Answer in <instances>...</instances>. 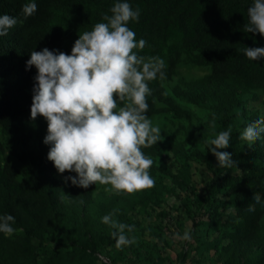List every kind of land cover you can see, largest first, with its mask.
Returning a JSON list of instances; mask_svg holds the SVG:
<instances>
[{"label": "trees", "instance_id": "1", "mask_svg": "<svg viewBox=\"0 0 264 264\" xmlns=\"http://www.w3.org/2000/svg\"><path fill=\"white\" fill-rule=\"evenodd\" d=\"M28 2L36 3L37 11L26 18L22 7ZM118 2L140 10L138 21L127 26L146 45L133 51L164 61V79L158 75L148 82L145 114L149 119L169 114L177 121L160 129L156 144L141 149L153 160L148 171L155 186L131 194L95 193L94 184L84 189L65 183L76 173H58L47 159L50 145L31 146L34 138L47 135L48 125L38 116L34 136L30 109L37 70L27 67L30 53L48 48L70 55L79 34L106 23L103 16H110ZM252 3L0 0V15L17 19L0 37V216L15 218L14 232L0 233V264H98L97 253L109 264H164L168 257L157 246L170 248L172 240L165 239L162 223L143 227L130 213L149 203L161 206L170 195L192 222L188 233L195 242L190 245L195 264H264V133L251 145L240 139L249 124L264 121V59L252 61L244 54L245 47H264V37L244 32ZM181 68L203 75L187 78L179 74ZM229 128V147L219 151L232 155L231 168L218 166L208 143ZM166 156L177 165L174 172L162 163ZM193 164L209 174L207 185L193 180ZM62 192L68 195L63 201ZM255 193L260 203L253 201ZM249 204L255 211L246 210ZM113 210V220L135 226L133 232L125 229L134 244L116 247L111 235L116 229L102 222ZM169 216L165 209L157 213L159 220ZM144 234L149 239L143 240ZM188 254L179 251L177 260L184 262Z\"/></svg>", "mask_w": 264, "mask_h": 264}, {"label": "clouds", "instance_id": "2", "mask_svg": "<svg viewBox=\"0 0 264 264\" xmlns=\"http://www.w3.org/2000/svg\"><path fill=\"white\" fill-rule=\"evenodd\" d=\"M37 11L34 2L25 3L22 13L27 18ZM105 14V22L96 23L91 31H84L74 42L71 54L44 48L32 51L27 67H35L37 74L33 88L31 119L38 116L47 121L44 144L50 145L47 159L58 173H76L65 178L76 187L87 189L92 184L110 185L106 191L134 193L155 186L149 174L153 160L141 150L160 140L159 127L153 126L146 116V97L151 95L148 82L159 75L164 79V61L159 57L138 55L134 49H143L146 41L135 39V32L127 26L138 21L140 10H133L127 2H118ZM248 23L244 32L264 37V0H253L247 9ZM17 19L0 15V37L7 36ZM249 60L264 59V47L244 48ZM123 104L118 108L117 101ZM249 124L240 139L251 145L264 133L260 125ZM231 128L208 141L209 151L218 166L231 168L232 155L219 151L229 147ZM68 195L61 194L63 201ZM261 202L259 193L253 196ZM249 212L255 205L249 204ZM105 215L102 222L116 231L112 237L116 247L134 244L135 238L125 235L135 230ZM15 218L0 216V233L12 234ZM177 239L189 240L185 232Z\"/></svg>", "mask_w": 264, "mask_h": 264}, {"label": "rangeland", "instance_id": "3", "mask_svg": "<svg viewBox=\"0 0 264 264\" xmlns=\"http://www.w3.org/2000/svg\"><path fill=\"white\" fill-rule=\"evenodd\" d=\"M179 74H181L182 76H185L187 78H196L199 77L201 75H203V72L200 70H190L187 68H181ZM177 77H174V81H176ZM261 102V101H260ZM256 103L257 106L259 105V103ZM261 106V110H262V117L264 118V110L262 109V105ZM152 125L159 127V129H165L167 127L170 126L171 123H176V119H174L171 115L169 114H165V115H161V116H157L154 118H150ZM47 122V121H46ZM32 124H34L33 127V134L36 137V133H37V127L35 125L36 121L32 120L31 121ZM45 138V133H43V135H41V137L37 140V138H34V140H32V145H35L36 143H38L39 141H44ZM8 156H6L7 158ZM11 160L14 162V160L12 158L8 157V160ZM163 160V164L169 168L171 171H175L177 169V165H173L171 163L172 161V157H164L162 158ZM192 173H193V180L195 182H197V184L202 187L204 185H207V182L209 180V174L206 173V171L204 170V168L200 165H196L193 164L192 165ZM167 184H169V181H167ZM110 185H101L99 183L94 184V188H95V193H100V192H106V193H110V192H114V191H106V188H110ZM177 193L179 192L178 190L176 191ZM179 197L181 198L183 196V194L179 193L178 194ZM177 198L175 196H168L166 197V200H164V202L161 204V206H154V204L149 203L145 209H139V206H137L136 210L132 213H130L131 215V219L132 221H138L141 222L143 227H147L148 224H158V223H162L161 225L164 227V236L165 239L167 240H172L170 248H166L162 243H159L157 246V250H159L160 252L163 253V256L168 257V260L164 262V264H195L193 259H195V252L192 250L191 251V243L194 242V239H189V240H183V239H177V234L180 237H183V235L185 234V232H188L189 229L191 228V224L192 222L190 221V219L188 218L189 216L186 214L185 210L183 209V206L180 205V203L178 201H176ZM177 207V208H173L171 209V207ZM161 209H165L169 212L170 216L166 217L163 220H159V218H157V213L161 210ZM177 223H181L182 224V228H178L177 229ZM147 234H144L141 238L143 240H147L149 239L147 237ZM195 244V242H194ZM186 250L187 252H189V254L187 255V258L184 262H179V259L177 260V254L179 253V251L181 250ZM142 251V250H141ZM103 255V254H102ZM129 257V255H128ZM98 264H104L102 261L101 263L99 262V260L97 259ZM120 264H127L126 262L124 263H120ZM130 264V263H129ZM204 264H211L210 262H206Z\"/></svg>", "mask_w": 264, "mask_h": 264}, {"label": "built area", "instance_id": "4", "mask_svg": "<svg viewBox=\"0 0 264 264\" xmlns=\"http://www.w3.org/2000/svg\"><path fill=\"white\" fill-rule=\"evenodd\" d=\"M96 258L99 260L100 263L102 261L104 264H109V260L102 254L97 253Z\"/></svg>", "mask_w": 264, "mask_h": 264}]
</instances>
